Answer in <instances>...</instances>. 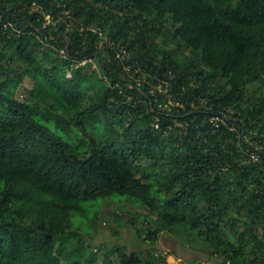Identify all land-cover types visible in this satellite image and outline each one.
I'll use <instances>...</instances> for the list:
<instances>
[{
	"label": "trees",
	"instance_id": "trees-1",
	"mask_svg": "<svg viewBox=\"0 0 264 264\" xmlns=\"http://www.w3.org/2000/svg\"><path fill=\"white\" fill-rule=\"evenodd\" d=\"M107 199L264 264V0H0V264H165L92 243Z\"/></svg>",
	"mask_w": 264,
	"mask_h": 264
},
{
	"label": "rangeland",
	"instance_id": "rangeland-1",
	"mask_svg": "<svg viewBox=\"0 0 264 264\" xmlns=\"http://www.w3.org/2000/svg\"><path fill=\"white\" fill-rule=\"evenodd\" d=\"M47 21L49 20L46 16ZM63 54V51H61ZM122 56V54H120ZM98 63L94 61L93 67L97 68ZM32 80L25 79V85L31 86ZM108 199L103 201L96 221L98 222V228L90 229V235L92 236L93 244H104L106 246L125 245L128 247V251L150 250L155 246L158 251V256L164 257L165 264H197L198 260L201 263L213 264L212 260L204 258L201 252V246L197 245L194 240L191 243H184L179 241V238L172 234H156L157 240L151 243L150 240L143 243V241L136 236L135 226L128 221L131 215L134 214L131 209V215L123 213H115L107 205ZM140 209V208H139ZM138 209V210H139ZM117 218H116V217ZM116 218V220L114 219ZM142 217H137V226L145 222ZM140 221V224L138 222ZM145 234V232L143 233ZM184 238V237H183ZM102 254L99 255L97 264H101Z\"/></svg>",
	"mask_w": 264,
	"mask_h": 264
},
{
	"label": "built area",
	"instance_id": "built-area-1",
	"mask_svg": "<svg viewBox=\"0 0 264 264\" xmlns=\"http://www.w3.org/2000/svg\"><path fill=\"white\" fill-rule=\"evenodd\" d=\"M169 103H170V101H169ZM223 119H224V118H221V117H219V116H214V117L211 118V121L214 122V123H216V122H218V121H222V122H224ZM254 159H256V158H254Z\"/></svg>",
	"mask_w": 264,
	"mask_h": 264
}]
</instances>
